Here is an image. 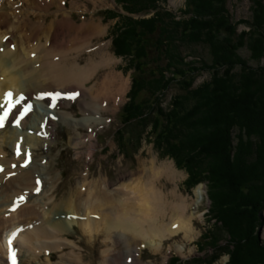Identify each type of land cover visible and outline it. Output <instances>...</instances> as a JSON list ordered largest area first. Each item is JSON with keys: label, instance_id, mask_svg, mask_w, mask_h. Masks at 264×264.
Instances as JSON below:
<instances>
[{"label": "rangeland", "instance_id": "1", "mask_svg": "<svg viewBox=\"0 0 264 264\" xmlns=\"http://www.w3.org/2000/svg\"><path fill=\"white\" fill-rule=\"evenodd\" d=\"M206 1L208 2V0H200V2L204 4V9L211 7ZM255 1L260 2L263 11V17L260 18L258 22L255 15V11L257 10ZM123 2L128 4V7ZM211 3L214 5V8L218 5L224 9L223 16H225V20L230 22L231 24L229 23V25L232 27L235 26L236 33L242 36L234 37V44L237 45L240 43V45L236 47L237 49H235V53H233L239 56L238 58H240V60L246 62L245 66L247 70L240 74L242 77H245L242 79L243 84L240 83V86L246 85L247 87V85H249L250 90H253V92L261 88L264 91V74L261 77L252 75L253 71H259L261 73L264 69V51L263 55H256L252 50V45L255 44L257 34L259 35L258 38L262 39L263 45L261 42L259 43L264 49V0H224L220 4L215 3L214 1ZM189 5L190 0H68L67 11L71 13L72 19L77 26L82 25L90 19H94L96 22H101L103 28L107 29V33L104 36L95 38L91 49L82 53V59L80 61H82L83 65H86L89 55L94 53V50L100 47L106 48V51L114 56L116 62L111 69H102L98 75L101 78L111 70L112 73H115L124 81L129 80L128 92L117 111L110 112L111 107L102 110L104 124L94 128L93 138L90 143H87L88 145L94 144L96 146L93 155L90 154L88 146L82 145V148L80 149V147H77L71 142V139L76 137L75 135L77 134H80L83 141L87 140L92 134L91 131L83 126H80L76 131L70 126V124L62 123L58 120L59 123L56 126L57 131L51 146L46 150L44 155L42 154V157H36L34 159L35 162L38 161L39 158L41 159H39L37 164L42 170L41 174L36 170V163H31L28 166L29 168L27 167L28 169L22 167L19 168L20 164H14L15 167L10 165V167H8L10 171L9 169H6L8 170L6 174H9V179L2 184L3 186L0 190V212L3 213L4 207L8 205V207L5 208V215H2L7 220L11 218V215H13L12 218L18 217V214L27 207L23 206L19 212L11 210L14 205H20L18 197L16 196L22 197L20 194L21 191H27L23 188L26 187L24 186V182H21L19 187L10 186V184L13 183V180L15 178L19 179V175H22V173L27 174L32 171H34L33 177H37V173H39V175H44L45 172H47L46 168L42 165L44 159L45 162L50 163V166L52 167L51 171L44 175V178L48 181V185L43 187L45 190L44 194L39 196H36L35 194L34 196L26 198L28 204L30 203L28 207L31 206L36 198H40V205H48L51 201L54 202L50 207L51 210L46 211V209L41 207V215L39 218L44 219L47 223V225H42L46 228L47 233L45 236L40 237L42 242H37L32 245L30 244L29 234L21 229L20 233L16 235L18 241L16 242V245H14L15 247H19V256H22H20L22 259L19 260V264H42L43 262V264H78L76 258L79 257L80 254L84 260V264H102L103 261L100 257L103 255V252L108 249L113 250L112 252L116 250L115 253L112 254H115L118 257V261L120 260L117 264H238L240 259L238 258L237 253L239 252V249L247 243L251 242L250 246L252 249L254 248L257 250L255 240L258 238L260 242L259 244L264 247V190H262V188H264V181H259V183L255 182L254 185H252L253 194H258L257 196L259 198L261 196L263 197L260 198L262 200L258 199V222L253 225L254 219L252 217V219L249 218L246 220V225L251 223V240L243 238V235L241 234L243 233L242 231H236V233H239L240 235H234L226 227V221L223 216L228 214L231 217V214H235L233 212L235 202L233 201L229 204H223L226 197L229 195V188L226 184L222 185L214 180L215 175L213 174L212 169H208L209 166L206 165V163L210 161V157L209 159H206L204 156H199V149L196 150L195 157L187 155L186 152L179 153L177 150L171 152L170 149L163 146L161 148L158 140L153 134L154 121L148 120L147 122H142V119L138 118L128 124H123L120 117L121 110L130 101V91L133 84L135 70L134 66L131 65L130 57L126 56L125 52H122V50L128 51V49L125 50V47L120 46L119 44L121 41L126 43L129 42L131 36L133 37L134 35V29L138 30V27L143 28L142 26L148 25L149 22L157 16V12L162 8L172 14L174 19L178 22L191 20L193 14L189 11ZM218 6L217 8H219ZM54 11L57 13V9L54 7L49 11L51 19H54V17H52L55 14ZM215 11V15L214 17L212 16L211 19L215 18L216 23H218L220 13L217 10ZM60 19L59 16L58 21ZM200 21H202V19H200ZM140 33L141 31L138 30L136 35H140ZM140 38V36L137 37V39ZM115 44H118L119 47ZM181 49L180 52H183L182 54L185 56V62L196 60V65H200L201 61L211 63L212 57L210 51L203 44L191 46L185 45ZM227 50L230 51V48H227ZM99 57L101 58V56ZM99 57L94 55V58H98L100 61ZM237 68L234 70L236 74L240 73ZM222 69L223 71H226L228 67L225 66ZM168 76L172 77L170 74H168ZM211 80L212 78L209 73L201 72L195 80V87H199L202 84H209ZM22 83L23 87L27 86L25 78L22 79ZM170 86L171 85H169L166 90L155 94L154 96L157 97V100L152 98V101L154 99V105L159 102L161 107L164 109L166 108V112L170 111V113L174 114L175 112L172 103L173 98L178 93L182 92H180L178 86ZM263 93L261 92V94H258L254 98V102L257 105L256 110L259 113L264 107V96L262 97V100H260ZM148 103H150V100ZM154 109H157V107L154 106ZM69 111L72 112L73 115L75 114V116H72V119L80 123L84 116L80 111L79 105L72 104ZM145 112L149 115L152 111L146 110ZM214 122L216 121L214 120ZM146 123L147 127L145 126ZM242 123L245 125V120H242ZM247 124L245 125L244 132L236 124L233 126L234 129L229 131L230 134L232 133L228 151L231 155V162H236L239 157H241V154L237 153L239 144L238 138H240L241 134V138L244 139V142L251 139L255 143L259 140L258 134L260 132L264 134L260 126L255 128L254 126H249L248 128ZM248 130L254 132L256 136L254 137L253 134L249 136L247 132ZM8 140L10 141V139ZM262 143L263 141H261V144ZM21 145L23 146V151L28 150L29 145L25 142H21ZM15 147L16 146H13L14 149ZM7 149L9 151L7 152L10 154L8 157L11 159L13 157V149L10 146ZM194 157L197 158L198 161H200L202 157L204 159L199 171L200 174H192L187 168L186 162H183L184 159L186 160V158H189V165L190 167H193L194 164L192 163ZM22 158L23 156L21 159ZM212 160L213 162H210V164L224 167L217 156L212 158L211 161ZM154 163H156L157 167H161L165 164H171L174 167L179 174V178L174 182L168 180L164 176L159 184L168 192L176 189L178 186L179 194L183 195L189 204H193L197 201L195 190L200 186L204 188L205 195L201 204L198 206L192 205L190 207V213H195V217L189 235H186L185 232H180L176 236H171L170 239L163 240L159 245L158 251L151 249L150 241L142 238H130L128 241H124L126 247L123 242H120V244L116 246L113 244L104 246L102 243L105 242L106 239L103 237V234L99 238H95L88 233L84 218L90 215L93 216V213H73V224H65L61 222V233H56L53 228V223H58L62 218V214L57 215L55 212L60 208L59 203L62 204L67 200L66 197L68 194L72 192L75 194L76 190L79 192L78 188L80 186L82 187V193L85 194L90 189V186L96 188L98 184L101 185L99 187L102 189L106 188L105 185H107L114 190L124 176L133 171L138 172L142 169L149 168ZM21 165H23V163H21ZM87 174H89V178L85 179L84 177ZM193 175H195L196 178H194ZM148 178L153 180L151 174L146 176V179ZM52 180H54V182H52ZM14 183L16 184V182ZM31 185V187H29V185L27 187L33 188L34 190L37 189V187H35L36 184L33 185V181ZM54 189H56V191ZM101 193L102 190L97 191V194ZM84 197H82L81 200H83ZM93 197L95 199H100L99 195ZM1 198H3V200H1ZM11 200H13L12 203ZM25 202L21 201V203ZM170 214L171 212L167 211V216H165L166 222H164V225H169L170 222L168 218ZM47 216L49 217L46 218ZM22 217L25 219L24 216ZM4 218L0 216V220H4ZM95 219L97 220V217H95ZM36 220V217H33L32 220L27 221L28 223L25 222V224L21 223L16 225V228L24 227L25 230L33 232L42 221ZM77 222L78 224L76 225ZM8 232L9 234L7 233V235H10V230H8ZM34 233H36V231ZM233 236L236 238L234 237L233 239ZM187 238H189V240H187ZM5 247L6 246L4 245V249ZM35 249H39V252L36 253ZM46 250L53 251L50 254L51 257H48V254L46 255L42 253L46 252ZM141 250L142 257L140 262L139 255ZM230 252L237 255L235 261H232ZM4 254L1 253L2 261L0 264H5L4 256L6 254ZM40 254H42L41 257ZM73 255H76V258ZM61 256H65V258L61 259ZM133 256L135 257L133 258ZM131 258L133 259L130 260V262L129 259ZM260 258H262V255H260L259 259ZM24 260H26L25 263H23ZM258 260L256 257L255 259L250 260V262L254 264H262V262ZM6 261H8L7 258ZM243 262H245V264L246 262L250 263L247 259H244Z\"/></svg>", "mask_w": 264, "mask_h": 264}, {"label": "bare ground", "instance_id": "2", "mask_svg": "<svg viewBox=\"0 0 264 264\" xmlns=\"http://www.w3.org/2000/svg\"><path fill=\"white\" fill-rule=\"evenodd\" d=\"M67 2L68 0H0V103L4 102V96L9 91L13 93L12 99L15 100L20 95L25 96V99L13 111L12 116L6 120L5 126L0 129V165L4 167L7 165V169L14 164H20L19 168H21V163L24 160L14 154L9 159L8 155L10 154L7 148L12 147L14 152L18 145L22 146L21 142H25L29 147L27 151H23V146L21 147L22 156L29 155L32 163H36V170L41 174L42 170L37 165L40 158L36 162L34 159L42 157V154L44 155L51 146L57 131L56 126L59 123L57 120L70 124L76 131L80 126L90 130L92 134L90 133L87 140L83 141L80 134H77L71 139V142L80 149L82 145L88 146L90 154L93 155L96 146L87 143H90L93 138L94 128L104 124L102 110L111 107L110 112L117 111L127 95L128 79V81H124L111 70L101 78L98 75L102 69H111L116 62L114 56L110 55L106 48L97 47L98 49L89 55L86 65L80 61L82 53L91 49L95 38L104 36L107 29L103 28L101 22H96L94 19L77 26L71 13L67 11ZM53 7L57 9V13L54 11L55 14L52 16L54 19H51L49 11ZM59 16L62 20L58 21ZM94 55L101 56V58L99 57L100 61L98 58H94ZM24 78L27 81L25 87L22 83ZM40 93L47 95L44 100H39ZM56 93H60V96L56 100V107L52 109V96H55ZM63 93L67 96H62ZM72 96H75V100L70 99ZM30 102L35 105L33 111L17 127L15 125L16 116L23 105ZM72 104H78L84 116L80 123L72 119V116H75L69 111ZM2 111L3 108H0V115H2ZM13 146H16L15 149ZM29 157L27 156V158ZM42 165L47 170L45 174L51 171L52 167L50 163L45 162V159ZM7 171L0 176V190L2 184L9 179ZM39 173H37V177H33L34 171L27 174L22 173L19 175V179L15 178L10 186L19 187L21 182H24L26 187H22L27 191H21L20 194L25 200L35 194L36 196L42 195L45 192L43 187L48 185V181L44 178L45 174L39 175ZM150 174L153 180L146 179V176ZM88 175H85L84 178H89ZM164 176L174 182L179 178V174L171 164L157 167L154 163L149 168L138 172L133 171L124 176L114 190L107 185L102 189L98 184L96 188L90 186L87 193L83 194L80 186L79 192L77 190L75 194L69 192L67 200L62 204L59 203L60 208L55 214H62V218L58 223H53V228L59 234L61 233V222L73 224V213H93V216L84 218L88 233L95 238H99L103 234L106 239L102 243L104 246L112 244L116 246L123 242L126 247L124 241H128L130 238H142L150 241L151 249L158 251L163 240L170 239L171 236H176L180 232H185L186 235L191 233L195 213H190V207L201 204L205 195L204 188L198 187L195 190L197 201L189 204L186 198L179 194L178 186L170 192L160 186L159 183ZM32 181L33 185L36 184L35 187L40 188L39 192L29 188L32 186ZM28 185L29 187H27ZM54 190L56 191V189ZM101 190L102 193L97 194V191ZM98 195L100 199L93 197ZM16 197L20 198V196ZM82 197H84L83 200H81ZM12 202L13 200H11ZM18 202L20 205L15 208L16 212H19L23 206H27L18 214V217L12 218L13 215H11V218L6 220L2 216L5 215V208L8 205L4 207L3 213L0 212V216L4 218V220H0V258L1 253L5 250L6 241L16 231V225L28 223L27 221L32 220L33 217H36V221L42 220L33 232L21 227L29 234L32 245L42 242L40 237L47 233L46 228L42 226L47 223L44 219L39 218L41 207L46 211L51 210L50 207L54 202L40 205V198H36L30 207H28L30 203L28 204L27 201L21 203L19 200ZM167 211L171 212L168 218L170 223L164 225ZM173 225L177 227H173ZM8 230L11 232L10 235H7V233L9 234ZM35 231L36 233H34ZM17 241L18 237H15L12 241L13 246ZM14 249L18 252L16 264H19V260L22 259L21 255L19 256V247L14 246ZM142 250L139 255L140 262ZM35 251L38 253L39 249H35ZM112 251L108 249L103 252L100 257L103 261L102 264H117L120 261L115 254H112L116 250ZM52 252L46 250L42 253L51 257ZM4 253L6 254H4V263L12 264L6 261V250ZM73 256L76 258V255ZM60 258L64 259L65 256ZM25 262L26 260L23 261V263ZM76 262L84 264L81 254L76 258Z\"/></svg>", "mask_w": 264, "mask_h": 264}, {"label": "trees", "instance_id": "3", "mask_svg": "<svg viewBox=\"0 0 264 264\" xmlns=\"http://www.w3.org/2000/svg\"><path fill=\"white\" fill-rule=\"evenodd\" d=\"M210 1L220 4L224 0H208L206 2L211 7L205 9L200 0H190L189 11L193 17L184 22L176 21L172 14L162 8L148 25L142 26L143 28L138 27L141 31L140 35H136L138 30L134 29V35L131 36L129 42L121 41L119 45L124 46L125 50L128 49L122 52L130 57L135 72L130 101L121 110L120 117L123 124H128L138 118H141L142 122L154 121L153 134L161 148L163 146L171 152L176 150L179 153L186 152L189 156H195L196 150L199 149V156H204L206 159L210 157L206 165L209 166L208 169H212L215 175L214 180L222 185L226 184L229 188V195L223 204L235 202L233 210L235 214H231V217L228 214L223 216L226 221L225 225L232 234L236 235L239 234L236 231H242L243 238L251 240V223L246 225V220L252 217L254 225L259 219L257 218L259 215L257 205L263 196L259 198L258 194L254 195L252 185L255 182L264 181V134L262 132L258 134L259 140L256 143L251 139L244 142L241 134L238 138L237 150L241 157L236 162H231V155L228 151L232 133L230 134L229 131L234 129L233 126L236 124L244 132L245 125L248 123V128L249 126H254V128L260 126L264 132V107L259 113L254 102V98L264 91L261 88L253 92L249 85L240 86V83L243 84L242 79L245 78L240 74L247 70L246 62L233 53L240 45V43L234 44V37L242 36L236 33L235 26L232 27L229 25L230 22L225 20L224 9L218 5L219 8L217 6L214 8ZM255 5L258 22L263 17V11L259 1H255ZM126 6L128 7V4ZM215 10L220 13L218 23L215 18L211 19L215 15ZM139 36L141 38L137 39ZM257 38L255 44L252 45V50L256 55H263L262 39ZM200 44L205 45L210 51L211 63L201 61L200 65H196V60L185 62V56L183 52H180L181 48L185 45ZM119 45L116 46L119 47ZM227 48H230V51ZM225 66L228 69L223 71L222 68ZM236 68L240 73H235ZM201 72L209 73L212 80L209 84L195 87V80ZM263 74L264 69L261 73L252 72V75L256 77H261ZM169 85L178 86L182 92L173 98L174 114L170 111L166 112V108L161 107L159 102L154 105V99L152 101V98L157 100L155 94L166 90ZM263 96L264 93L260 100ZM149 100L150 103H148ZM154 106L157 109H154ZM146 110L152 112L148 115ZM242 120H245V125ZM145 126L147 127V123ZM247 132L249 136L252 134L256 136L250 130ZM260 140L263 141L262 144ZM216 156L225 168L210 164L213 162L211 159ZM195 157L193 167L189 165V158L184 159L183 162H186L192 174H200L204 159L202 157L198 161ZM193 176L196 178L195 175ZM255 243L257 250L252 249L251 242L239 249L237 254L240 262L238 264H245L244 259L250 262L257 257L258 260L260 255L262 258L259 260L264 264V247L259 244L258 238ZM230 254L232 261H235L237 255L232 252ZM246 264L254 263L246 262Z\"/></svg>", "mask_w": 264, "mask_h": 264}, {"label": "snow or ice", "instance_id": "4", "mask_svg": "<svg viewBox=\"0 0 264 264\" xmlns=\"http://www.w3.org/2000/svg\"><path fill=\"white\" fill-rule=\"evenodd\" d=\"M5 39H7V37H5ZM14 47V46H13ZM48 95H51V94H48ZM59 93H57L55 96H52V105L53 107L56 106L55 102H56V99L59 97ZM13 93L11 91L7 92L4 96V102L3 103H0V108H3L4 111H3V114L0 115V128H3L5 126V122L6 120L8 119L10 113L12 112V109L16 107V105L20 104L24 99L25 97L23 95H21L20 97H18L15 101H13ZM70 99H75V96H72L70 97ZM6 106V107H5ZM32 110V105L31 104H28L27 106H25L23 108V110L20 112V116L19 118H17L15 120V125L18 126L20 124V120L23 119V117L25 115L28 114V112H30ZM20 154V150H19V145L17 146V155ZM30 159V157H29ZM28 160L25 161V164L22 165L24 167L27 166L28 164ZM15 167V165L13 166ZM3 171V167L0 166V172ZM37 183L39 184V181H37ZM39 187H37L36 191L39 192ZM20 201L24 200V197H20L18 198ZM16 206L18 205H14L13 208L11 209L12 211H15V208ZM173 227H177L176 225H173ZM17 233L16 232H13L11 237L8 239V245H9V252H10V258H11V261H12V264H16V260H15V251L12 249V241L13 239L16 237Z\"/></svg>", "mask_w": 264, "mask_h": 264}]
</instances>
